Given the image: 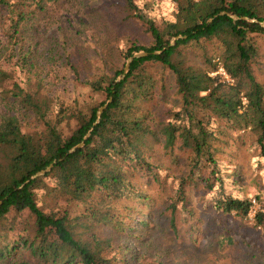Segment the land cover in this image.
<instances>
[{
    "label": "trees",
    "instance_id": "trees-1",
    "mask_svg": "<svg viewBox=\"0 0 264 264\" xmlns=\"http://www.w3.org/2000/svg\"><path fill=\"white\" fill-rule=\"evenodd\" d=\"M173 1L154 18L146 0H0V264H200L224 237L200 243L195 208L246 218L264 29L240 17L264 21V0Z\"/></svg>",
    "mask_w": 264,
    "mask_h": 264
},
{
    "label": "rangeland",
    "instance_id": "rangeland-1",
    "mask_svg": "<svg viewBox=\"0 0 264 264\" xmlns=\"http://www.w3.org/2000/svg\"><path fill=\"white\" fill-rule=\"evenodd\" d=\"M146 1L151 5L150 16L153 15L154 18L171 17V11L175 6L173 0ZM135 31L141 33L143 30L138 25L135 27ZM262 34L264 35V32ZM168 92L170 93L168 102L172 103L176 96L172 90ZM233 137L231 138L233 139ZM242 142L241 152L236 155L241 172L236 188L252 199V209L264 211V160L257 156L255 146L252 144L253 137L244 135ZM238 190L236 191L239 192ZM256 194L259 195V199L255 196ZM194 206L197 204L195 203ZM80 208L79 204L75 206L76 210ZM195 212L204 221H207L206 224L200 226L201 228L196 233L197 240L204 243L207 237H215L214 240L224 237L225 243L219 248L220 251L215 252V249H207L205 257L209 261L200 264H264V220L263 223L257 224L255 221L256 212L252 216L247 214L244 219L237 217L234 212L223 215V218L218 217L213 211H207L208 213L205 212L203 215L199 208L198 210L195 208ZM228 237L232 238L231 243L227 242ZM179 257L184 258V254ZM185 258L187 257L185 256Z\"/></svg>",
    "mask_w": 264,
    "mask_h": 264
},
{
    "label": "water",
    "instance_id": "water-1",
    "mask_svg": "<svg viewBox=\"0 0 264 264\" xmlns=\"http://www.w3.org/2000/svg\"><path fill=\"white\" fill-rule=\"evenodd\" d=\"M220 14H225V12H221ZM232 19H238L237 16L235 15H230ZM240 19H246L248 21H251V22H258L260 24L261 27L264 28V21H258L257 19H254V18H247V17H240ZM185 36H182V35H177L175 37H173L171 40H170V43L169 45H174L175 44V41L177 39H180V38H183ZM149 53L146 52V51H138V52H135L133 53L131 56H129L126 60V63H125V66H124V69H123V73L121 75H119L116 79V81H119L121 80L123 77H124V74L128 71V68H129V63L134 59V58H137V57H142V56H146L148 55ZM111 99H108V101L106 103H104L102 106H100L98 109H97V112H96V121L95 123L98 122V120L100 119V116H101V113L102 111L104 110V108L107 106V104L110 102ZM89 135V132L84 136V139H86ZM83 142L84 141H81L80 143L74 145L68 152H73L75 151L77 148L81 147L83 145ZM55 160L50 163L48 166H46V168L42 169V170H39L37 171L34 175L31 176V179L37 177V176H40V175H43L44 173H46L47 171H49L51 169V167L53 166ZM27 182V181H26ZM1 203V201H0Z\"/></svg>",
    "mask_w": 264,
    "mask_h": 264
},
{
    "label": "built area",
    "instance_id": "built-area-1",
    "mask_svg": "<svg viewBox=\"0 0 264 264\" xmlns=\"http://www.w3.org/2000/svg\"><path fill=\"white\" fill-rule=\"evenodd\" d=\"M219 72V74H221L226 80H229L228 76L226 75V73L224 72L223 68L222 67H219L217 73ZM252 206V205H251ZM250 206L249 210H248V216H252L254 215V213L256 212L255 209H252Z\"/></svg>",
    "mask_w": 264,
    "mask_h": 264
}]
</instances>
